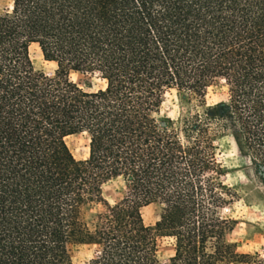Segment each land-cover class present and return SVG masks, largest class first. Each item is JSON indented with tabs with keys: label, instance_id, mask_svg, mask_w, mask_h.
Wrapping results in <instances>:
<instances>
[{
	"label": "trees",
	"instance_id": "obj_1",
	"mask_svg": "<svg viewBox=\"0 0 264 264\" xmlns=\"http://www.w3.org/2000/svg\"><path fill=\"white\" fill-rule=\"evenodd\" d=\"M55 63L33 68L30 44ZM70 72L97 74L84 90ZM226 98L158 118L166 92ZM225 132L264 184V0H11L0 9V264H264L228 239L235 196L215 159ZM84 133L75 159L67 136ZM125 191L109 204L105 182ZM157 202L153 225L141 208ZM96 204L102 208L92 211ZM171 239L166 261L157 240Z\"/></svg>",
	"mask_w": 264,
	"mask_h": 264
},
{
	"label": "rangeland",
	"instance_id": "obj_2",
	"mask_svg": "<svg viewBox=\"0 0 264 264\" xmlns=\"http://www.w3.org/2000/svg\"><path fill=\"white\" fill-rule=\"evenodd\" d=\"M10 4L11 0H0V9H8ZM29 55L34 70L53 75L55 63L45 60L36 44H30ZM69 78L84 90H94L103 85V81L95 73L70 72ZM225 98L226 91L222 81H217L206 89L203 105L195 96L172 89L164 94L157 116L179 123L188 113L195 110L200 111L202 106H211ZM214 139L215 159L223 169L221 179L235 193L234 198L221 209L222 216L235 220L228 239L236 243L239 252L262 254L264 252V184L259 182L249 162L237 153L229 135L218 131ZM65 141L75 159H84L87 156L88 138L86 134H73L67 136ZM124 191L125 187L121 178L111 179L102 186V196L109 204L118 201ZM101 208V204H96L92 211H98ZM160 211L161 207L157 202L143 206L141 215L144 223L153 225L158 220ZM68 251L72 264H84L92 257L94 248L74 244L68 246ZM172 252L171 239L158 238V258L166 261Z\"/></svg>",
	"mask_w": 264,
	"mask_h": 264
}]
</instances>
